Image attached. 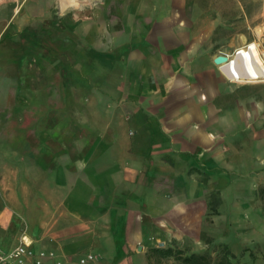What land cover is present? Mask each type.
Listing matches in <instances>:
<instances>
[{
    "label": "crops",
    "instance_id": "obj_1",
    "mask_svg": "<svg viewBox=\"0 0 264 264\" xmlns=\"http://www.w3.org/2000/svg\"><path fill=\"white\" fill-rule=\"evenodd\" d=\"M27 2L0 0L3 59L11 54L15 14ZM182 5L185 0H92L83 50L86 108L76 109L71 93L60 98L58 78L45 92L51 105L23 114L25 126L6 125L10 117L1 112L0 133L20 135L5 138V155L16 156L9 167L18 166L29 183L20 205L27 221L22 236L33 249L66 264L87 254L97 257L91 264H149L151 249L201 236L220 168L225 175L235 165L230 147L223 150L233 132L217 101V67L213 58L205 61L203 34L188 29ZM43 16L52 24L51 41L37 43V51L62 52L58 21ZM19 22L27 24L26 15ZM75 34L69 25L67 53L77 52ZM1 80L10 96V71ZM61 101L68 103L62 109ZM0 213L5 225L11 212Z\"/></svg>",
    "mask_w": 264,
    "mask_h": 264
},
{
    "label": "rangeland",
    "instance_id": "obj_2",
    "mask_svg": "<svg viewBox=\"0 0 264 264\" xmlns=\"http://www.w3.org/2000/svg\"><path fill=\"white\" fill-rule=\"evenodd\" d=\"M58 3L68 4L67 0H28L15 14L11 54L4 59L0 55V77L9 71L11 75L10 96L7 94V83L4 85L0 81V120H4L1 112H5L10 117L6 125L25 126L27 120L22 118L23 114L36 111L41 105L50 106L51 101L48 102L45 92L58 78L56 89H59L60 98L71 93L75 100L71 104L76 109L86 108L87 53L83 50L87 45L85 36L89 29L88 8L85 4L77 9L69 6L68 10L62 11ZM94 4L95 1L91 7L94 13L92 19L98 9ZM180 9L182 16L187 18L188 29L203 34L205 61L212 62V58L214 60L219 54H234L237 48L251 42H257L264 51V0H185V6H180ZM22 14L26 15L27 24L19 22ZM42 14L43 19L48 17L51 21L54 17L58 21L62 52L37 51V43L50 45L52 34V24L42 21ZM69 25L76 33V53L65 51ZM92 29L94 34V22ZM215 66L219 75L218 105L223 111L222 116L230 115L228 120L233 132L229 143L221 146L225 152L227 146L230 147L228 155L234 159L235 165L225 175L220 168V187L207 198L208 210L203 219L201 236L197 241H181L174 248L184 249L186 254L208 253L213 258L228 248L234 255L230 256L232 264H264V201L259 196V188L264 186V79L233 82L218 65ZM38 92H44V98H37L35 93ZM42 99L43 102H40ZM64 104L68 103L60 102L61 109ZM225 135L221 132V144ZM11 136L12 141H18L20 137L19 134L0 133V212L6 207L12 216L5 225L0 222V246L3 249H8L10 240L18 241L20 236L27 234L23 213L26 208L23 207V210L20 205V194L30 188L29 183L21 181L18 166L9 167V159H17L16 156L8 159L5 155V138ZM224 140L227 142V136ZM9 168L16 170L15 173L9 172ZM7 215L10 216V213ZM151 261L150 264H158L157 258ZM160 264L181 263L169 258L162 259Z\"/></svg>",
    "mask_w": 264,
    "mask_h": 264
},
{
    "label": "bare ground",
    "instance_id": "obj_3",
    "mask_svg": "<svg viewBox=\"0 0 264 264\" xmlns=\"http://www.w3.org/2000/svg\"><path fill=\"white\" fill-rule=\"evenodd\" d=\"M91 1L68 0L69 6L76 9L82 5L89 4ZM262 50L257 42H251L248 45L237 48L234 54L224 53L228 60L218 67L233 82H258L264 79V51Z\"/></svg>",
    "mask_w": 264,
    "mask_h": 264
},
{
    "label": "built area",
    "instance_id": "obj_4",
    "mask_svg": "<svg viewBox=\"0 0 264 264\" xmlns=\"http://www.w3.org/2000/svg\"><path fill=\"white\" fill-rule=\"evenodd\" d=\"M31 244L25 236H22L17 244L8 249L0 246V264H66L55 253L42 249L35 250ZM96 259L94 254H87L79 258L78 264H91Z\"/></svg>",
    "mask_w": 264,
    "mask_h": 264
},
{
    "label": "trees",
    "instance_id": "obj_5",
    "mask_svg": "<svg viewBox=\"0 0 264 264\" xmlns=\"http://www.w3.org/2000/svg\"><path fill=\"white\" fill-rule=\"evenodd\" d=\"M259 196L264 201V186L259 188ZM231 252L228 248H225L223 253L221 252L216 258L208 253H190L186 254L184 249H175L174 247L167 248H153L150 250L148 257L149 264L152 262V258H157V263L160 264L162 259L174 258L181 264H232L230 256Z\"/></svg>",
    "mask_w": 264,
    "mask_h": 264
},
{
    "label": "water",
    "instance_id": "obj_6",
    "mask_svg": "<svg viewBox=\"0 0 264 264\" xmlns=\"http://www.w3.org/2000/svg\"><path fill=\"white\" fill-rule=\"evenodd\" d=\"M227 60H228V57H227L226 55H224V54H219V55H217V56L214 58L213 62H214V64H216V65L219 66V65L225 63ZM160 246L162 247L163 244H161Z\"/></svg>",
    "mask_w": 264,
    "mask_h": 264
}]
</instances>
